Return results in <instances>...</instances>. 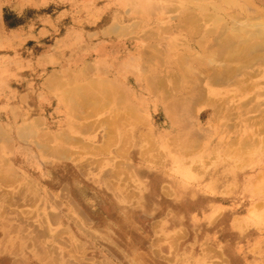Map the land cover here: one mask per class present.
Segmentation results:
<instances>
[{"label":"rangeland","instance_id":"obj_1","mask_svg":"<svg viewBox=\"0 0 264 264\" xmlns=\"http://www.w3.org/2000/svg\"><path fill=\"white\" fill-rule=\"evenodd\" d=\"M226 1L0 0L5 254L264 264V62L222 85L194 64H222L210 30L264 25V0Z\"/></svg>","mask_w":264,"mask_h":264},{"label":"bare ground","instance_id":"obj_2","mask_svg":"<svg viewBox=\"0 0 264 264\" xmlns=\"http://www.w3.org/2000/svg\"><path fill=\"white\" fill-rule=\"evenodd\" d=\"M224 4L226 6H228V5L231 6L233 4L238 6L239 11L237 12V15H235V14L232 15L233 19L240 18L242 16V14L240 12H244L245 11V7L244 6H240V5L236 4V3L230 2V0L226 1ZM246 4H248V3L246 2ZM247 17L245 18V21H250V20L254 19V18H251V16H249V15ZM188 19L190 20V22L192 24V27L195 30L199 29L198 25L196 24V20H195V18L193 16L188 17ZM239 22H241V19H240ZM250 22L251 23L245 22V24H242V25L238 24L236 26H235V24H232L231 25V29H230L231 34H228V28L225 25H222V26H220L217 29L210 30V33L213 34V36L215 37L214 39L216 40L215 44H214L215 47H216L215 51H212V53L210 55L211 56H215L218 60H221L222 64L215 68V67H210L208 64H205L203 62L194 63L196 65H199V70L201 69L202 72L205 73V79L204 80H206V82H208V84H210V85L211 84H213V85L226 84V81L228 79L232 78V76H234V74L236 72H238V71L241 72L243 75H245L246 72H244V68H248V67L250 68L252 66V64H253L252 61H255L256 63L264 62V25L259 24L260 22L257 23V21H256L257 24H255V22H252V21H250ZM233 63H235V64H233ZM242 80H244V77H243ZM235 83H237V82H235ZM66 90H68V89H66ZM203 91L201 92L200 89L192 88L191 91H189V92H192V94L194 92L196 94H195V96L194 95L193 96H189L187 99L191 100L192 101L191 103H193L195 105L198 101L203 100V97H204V92ZM68 93H70V92H68ZM81 93H83V92H81ZM81 93H79L80 96L83 95ZM83 96L80 97L81 98L80 100L84 99ZM89 98L90 97H88V100H89ZM85 99H86V97H85ZM85 99L83 100V103L85 101L87 102V100H85ZM72 101H73V99H72ZM208 101L211 102V100H208ZM95 102L93 101V103H95ZM91 104L92 103H90L88 105H91ZM208 104L210 105L209 102H208ZM88 105L85 103V106H86L85 108L86 109H89V108H87ZM213 106H215V105H212L211 107H213ZM83 107H81L83 109V111L86 110ZM88 107H90V106H88ZM91 108L92 107H90V110H91ZM216 111H217V109L215 107L214 108V112H216ZM86 128H87V126H86ZM66 140L70 141L68 138H66ZM83 144H81V145H83ZM84 146H86V144H84ZM87 147H89V146L87 145ZM49 149H50V147H49ZM61 153H63V152H61ZM77 153H79V152H77ZM58 154H60V153H58ZM70 154H72V153H70ZM61 156H62V154H61ZM64 156L65 155H63L62 157H64ZM97 170H98V168H97ZM57 214H59V213H57ZM56 216H55V218H56ZM160 224H161L160 228H163V221ZM165 225H166V222L164 223V228H165ZM161 234L164 235L165 237L168 236V237L174 238L176 235H183L185 233H184V230L182 228L173 227L171 230L167 229V232H161ZM40 254H42V253H40ZM46 254H47V252H46ZM131 254H132V256L134 258H136V259L131 261L132 264H141L142 263L140 261L141 257L136 252V250L131 251ZM170 257H172V256H170ZM51 264H52V262H51Z\"/></svg>","mask_w":264,"mask_h":264},{"label":"crops","instance_id":"obj_3","mask_svg":"<svg viewBox=\"0 0 264 264\" xmlns=\"http://www.w3.org/2000/svg\"><path fill=\"white\" fill-rule=\"evenodd\" d=\"M47 180L45 179H36V177L30 178L29 183L33 185V188L35 189L38 187L39 189L43 188V192L45 191L47 193V196H51V191L53 187L56 188L59 186V189L61 191L64 190L65 184H62L61 180H57L59 183H51L50 176ZM3 182V176L0 174V264H27L25 261H30L33 259L30 258H20V256H16L13 254H5L4 253V237L2 230L4 228V184ZM51 198V197H50ZM13 255V256H12ZM5 262V263H3Z\"/></svg>","mask_w":264,"mask_h":264}]
</instances>
